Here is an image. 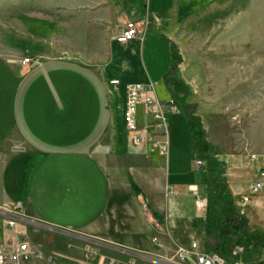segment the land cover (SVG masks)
I'll return each mask as SVG.
<instances>
[{
    "label": "crops",
    "instance_id": "1",
    "mask_svg": "<svg viewBox=\"0 0 264 264\" xmlns=\"http://www.w3.org/2000/svg\"><path fill=\"white\" fill-rule=\"evenodd\" d=\"M146 3L46 0L22 14L50 30L18 26L22 34L17 37L30 40V48H0V204L15 203L19 214L14 227L0 214V243L21 235L64 264H109V257L115 264H142L152 254L169 256L177 244L196 238L208 249L205 215L214 182L205 163L195 167L207 173L196 174L199 155L193 143V157L181 155L185 147L175 136H169L166 157L151 152L146 140L130 141L119 115L126 82L158 79L142 65L148 28L173 41L166 34L168 13L165 17ZM129 20L142 37L117 40ZM38 53L43 56L37 62L21 61ZM184 66L178 67L175 84L162 78L168 94L155 82L160 98L194 85L195 77ZM114 78L118 82H111ZM138 117L152 129L143 104ZM231 159L241 164L222 173L223 189L240 214L242 229L264 232V194L249 192L259 169L245 156ZM242 192L250 198L237 210L236 195ZM196 194L205 199L203 207ZM40 264L51 263L43 256Z\"/></svg>",
    "mask_w": 264,
    "mask_h": 264
},
{
    "label": "rangeland",
    "instance_id": "2",
    "mask_svg": "<svg viewBox=\"0 0 264 264\" xmlns=\"http://www.w3.org/2000/svg\"><path fill=\"white\" fill-rule=\"evenodd\" d=\"M44 1L46 2V0H0V48L9 46L20 51L30 48V40L17 37L19 33L22 34L18 26L31 31L35 28L38 33H47L50 30L49 26L40 25L41 21L38 18L25 17L22 14L35 7H43ZM146 2L151 10L163 11L165 17L168 13L166 34L172 37V44L180 58L177 63V75L181 76L178 67L186 64L187 67L184 66L183 69L190 70V75L195 77L194 85L180 86L175 88L176 94L173 92L170 94L176 96L179 102L183 100L185 103L184 110L193 118L191 126L196 132V137L204 138L205 142L208 141L212 145L215 157L223 163V167L225 166L221 175L222 173L226 175L230 166L241 164V160L233 163L231 159L233 156H245L250 163L254 161L260 171L264 165V0H146ZM55 16L60 18L63 14L58 13ZM56 20L60 21V19ZM172 44L156 29H152L151 26L148 28L142 65L153 77L158 78L157 81H151L154 89L157 82L165 94H168V90L164 87L162 78L176 58ZM42 56L38 53L35 57L34 55L29 57L34 63ZM194 70L196 73H192ZM136 81H128L125 86L129 82ZM122 100L123 98L120 99L119 115L122 116L127 137L131 142H141L133 140L132 132L125 125L126 90L124 106ZM140 104L135 107L136 122L144 133H151L154 131L153 122L152 129L144 128L143 124L139 123ZM144 109L147 111L145 106ZM167 119V152L160 154L157 149L150 151H157L166 157L169 151V136L171 139L175 136L177 144L185 147L184 151L181 150V155L186 156L188 153L193 157L189 122L181 107L179 106L178 111L169 113ZM160 139L166 140L161 135ZM201 158L206 163L205 159ZM194 170L199 176L207 173L206 169H197L195 165ZM209 188L211 189V186ZM211 191L214 192L213 189ZM249 192L261 196L264 194V189L253 192L249 185ZM249 192H242L245 193V198L242 197V193L236 195L239 205L237 210L244 207L243 202L246 199L249 200ZM6 207L18 213L15 203H1L0 214H10ZM244 211L246 212V208ZM202 212L203 208H201ZM25 239L32 246H36ZM193 240L185 246H189ZM234 242L236 241L224 240L223 248L229 247V252ZM239 243L244 249L245 247L248 249L244 255L241 254L244 264H264V249H259L260 252L256 254L249 252L252 248V240L248 234ZM198 244L204 247L201 240ZM225 256L229 264L234 263L235 258Z\"/></svg>",
    "mask_w": 264,
    "mask_h": 264
},
{
    "label": "built area",
    "instance_id": "3",
    "mask_svg": "<svg viewBox=\"0 0 264 264\" xmlns=\"http://www.w3.org/2000/svg\"><path fill=\"white\" fill-rule=\"evenodd\" d=\"M144 25L148 24V19H144ZM134 37H142L139 33L138 26L135 21H127L126 24L115 35L119 41H126ZM22 62L31 61V57L24 56ZM111 82H118L117 79H112ZM126 90V106H125V125L126 128L132 132V138L135 142L142 141L144 138L147 140L150 149L157 151L160 154H165L168 150V114L178 111L179 106L174 96L169 95L165 98H160L154 89L153 83L136 81L129 82L125 86ZM143 104L147 111L151 114L153 120L154 131L144 133L143 129L139 127L136 122V105ZM160 135L164 139H160ZM204 160L201 157L195 158V166L197 168L203 167ZM264 189V165L257 173L256 177L250 184V190L257 192ZM245 198V197H244ZM198 205L204 206L205 200L200 195L196 194ZM8 213L7 224L14 227L17 223L16 212H13L10 207H6ZM10 210V211H9ZM143 212L147 215V209L144 208ZM156 239V236H153ZM244 247L239 242H234L230 249L229 257L235 258L233 264H244L241 259V254ZM44 252L37 246H32L26 239L17 235L15 240L9 243H0V264H40L39 259L43 256L51 264H64L62 261L56 260L53 254H44ZM147 261L142 264H229L226 256L212 249L200 248L198 241L193 240L189 246L177 244L174 252L169 257H162L157 254L149 256ZM109 264H115L113 257L108 258ZM80 264V263H75Z\"/></svg>",
    "mask_w": 264,
    "mask_h": 264
},
{
    "label": "trees",
    "instance_id": "4",
    "mask_svg": "<svg viewBox=\"0 0 264 264\" xmlns=\"http://www.w3.org/2000/svg\"><path fill=\"white\" fill-rule=\"evenodd\" d=\"M172 50L176 58L175 62L170 66L163 77L164 82L167 84H175L178 77L177 63L180 58L173 44ZM172 92L175 93L174 90ZM174 98L180 103L179 106L181 107V111L184 112L189 122L192 143L199 157L201 156L205 159L207 172L209 173L210 179L214 182V192H210L207 195L205 215V228L206 234L208 235L207 248L227 255L229 252L226 248H223V240L228 238L236 242H242L248 234L252 240V248L249 252H251V254L259 253V249H264V232L256 229L248 232L242 229L240 214L231 206L230 195L223 189L224 182L221 177L223 163L215 157L212 152V145L208 141L205 142L204 138L199 139L196 137V132L191 126L193 118L184 110L185 103L183 100L179 102L176 96H174ZM246 252H248L247 247H245L242 254L244 255Z\"/></svg>",
    "mask_w": 264,
    "mask_h": 264
}]
</instances>
